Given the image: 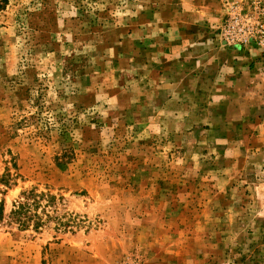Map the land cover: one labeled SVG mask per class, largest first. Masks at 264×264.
<instances>
[{
    "label": "rangeland",
    "instance_id": "obj_1",
    "mask_svg": "<svg viewBox=\"0 0 264 264\" xmlns=\"http://www.w3.org/2000/svg\"><path fill=\"white\" fill-rule=\"evenodd\" d=\"M255 1L213 0L226 12L206 26L264 59L258 33L222 35L227 11ZM195 5L0 0V264H264V99L198 115L161 82L164 34L198 23ZM32 188L66 225L10 222Z\"/></svg>",
    "mask_w": 264,
    "mask_h": 264
},
{
    "label": "crops",
    "instance_id": "obj_2",
    "mask_svg": "<svg viewBox=\"0 0 264 264\" xmlns=\"http://www.w3.org/2000/svg\"><path fill=\"white\" fill-rule=\"evenodd\" d=\"M212 6L198 0V23L188 22L185 31L171 27L164 34L169 46L161 75L166 100L190 94L198 100V115L207 107L216 117L252 115L250 101L264 99V59L257 51L225 46L214 38L206 25L219 24L226 11L224 5Z\"/></svg>",
    "mask_w": 264,
    "mask_h": 264
},
{
    "label": "trees",
    "instance_id": "obj_3",
    "mask_svg": "<svg viewBox=\"0 0 264 264\" xmlns=\"http://www.w3.org/2000/svg\"><path fill=\"white\" fill-rule=\"evenodd\" d=\"M5 182H8L5 180ZM58 198L49 191H39L32 188L23 192L13 203L9 213L10 222L21 230L33 229L40 231L52 220H58V225L64 222L58 216ZM5 219L4 208L0 205V221ZM66 225V224H65Z\"/></svg>",
    "mask_w": 264,
    "mask_h": 264
},
{
    "label": "built area",
    "instance_id": "obj_4",
    "mask_svg": "<svg viewBox=\"0 0 264 264\" xmlns=\"http://www.w3.org/2000/svg\"><path fill=\"white\" fill-rule=\"evenodd\" d=\"M258 33L261 43H264V1L242 3L232 6L227 11L222 27L225 44L247 45L253 40L251 34Z\"/></svg>",
    "mask_w": 264,
    "mask_h": 264
}]
</instances>
